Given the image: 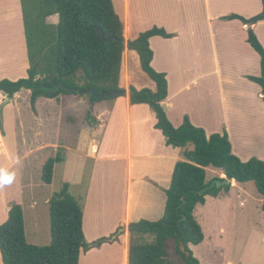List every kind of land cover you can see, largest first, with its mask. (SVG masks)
Listing matches in <instances>:
<instances>
[{
    "label": "crops",
    "instance_id": "1",
    "mask_svg": "<svg viewBox=\"0 0 264 264\" xmlns=\"http://www.w3.org/2000/svg\"><path fill=\"white\" fill-rule=\"evenodd\" d=\"M112 1L123 22V36L127 41L153 26L174 34L169 38L159 35L150 38L154 53L152 66L166 74L168 94L162 104L172 124L181 125L187 115L192 124L204 128L208 135L226 131L232 152L241 160L253 156L264 160V147L262 150L246 143L259 128L261 134L253 142H264V101L260 86L248 78L260 75V57L247 41L250 25L238 18H223L231 14L251 18L262 11V0ZM251 28L264 47V19ZM14 31L16 36L10 42L2 40L0 33V79L28 76L23 24ZM124 63L131 71L137 66L141 68L137 52L128 47L122 53V66ZM145 76L142 75L144 79ZM146 80L145 84H137L134 75L122 82L120 79L122 95L92 104L97 111L94 124L81 126L73 143L60 145L82 154L83 162L91 163L80 195L82 227L88 242L106 238L97 246L81 249L78 264H128L130 223L141 219L156 221L164 214L166 189L171 184L176 162L182 159V149L166 144L161 130L155 127V113L148 104L130 102L132 86L155 90V82ZM26 94L30 95V90L22 89L8 99L0 92V127L4 129V135L0 132V176L13 170L10 176L15 192L14 196L3 197L2 222L7 218L10 203L22 205L25 189L31 192L36 184L29 170V178L24 179L26 169L31 168L33 151L29 146L24 152L19 149L17 138L21 123L13 111ZM60 96L36 100L32 127L37 126V136L41 137L45 123L52 120ZM3 99L5 105L1 106ZM242 120L261 127L255 126L253 133L250 125ZM242 125L250 128V132L243 130ZM37 141V147L41 146V140ZM27 142L24 139V144ZM80 167L83 168V163ZM210 168L212 172L218 170L212 167L206 170ZM82 175L83 169L79 168L74 183L80 184ZM218 177L226 178L221 171ZM229 183L232 187L241 184L235 180ZM40 184L49 185L41 179ZM51 195L46 199L47 205ZM207 197L208 200L216 198L207 195L206 200Z\"/></svg>",
    "mask_w": 264,
    "mask_h": 264
},
{
    "label": "trees",
    "instance_id": "2",
    "mask_svg": "<svg viewBox=\"0 0 264 264\" xmlns=\"http://www.w3.org/2000/svg\"><path fill=\"white\" fill-rule=\"evenodd\" d=\"M262 5V11L251 18L237 14L223 18H238L250 25L247 41L260 57L261 71L260 75H249L248 78L260 86L264 101V47L251 28L252 24L264 19V0ZM20 7L28 76L17 80L0 79V92L13 97L16 92L28 89L32 108L40 97L86 95L92 105L122 95L119 82L124 49L123 22L112 0H20ZM53 15L58 18L55 23L49 21ZM98 29L103 32V41L98 38ZM155 35L169 38L174 34L153 26L127 43L129 49L137 52L141 69L156 84L155 90L130 87V102L150 106L156 117L155 127L161 130L167 145L182 149V159L176 162L171 184L166 189L162 218L130 223L128 264H175L171 259L173 246L180 257L179 264H200L190 248L204 240L194 209L205 203L207 195L217 197L231 186V183L215 186L199 194L198 190L219 178H208L206 168L219 169L228 180L252 182L263 197L261 208L264 211V161L255 156L241 160L232 152L226 131L208 135L204 128L192 124L187 115L181 125L172 124L162 104L168 94L166 74L152 66L154 53L150 38ZM90 89L96 94L102 91H117V94L97 97ZM86 120L88 124H94L90 112ZM62 160L58 150L55 156H49L43 162L42 182H52L54 166ZM48 206L51 240L37 245L27 241L22 205L10 204L6 220L0 223L2 264H78L81 249L106 240H86L82 227V197L72 194L68 183H63L51 195Z\"/></svg>",
    "mask_w": 264,
    "mask_h": 264
},
{
    "label": "rangeland",
    "instance_id": "3",
    "mask_svg": "<svg viewBox=\"0 0 264 264\" xmlns=\"http://www.w3.org/2000/svg\"><path fill=\"white\" fill-rule=\"evenodd\" d=\"M21 14L20 0H0L2 40L5 39L8 42L12 41V38L14 40V36H16L14 30L23 24ZM57 20L56 15L49 18V21L53 23ZM15 23H17V27L13 28ZM12 31L14 32L12 33L13 36ZM127 43L128 41L124 38L123 50L127 47ZM129 75H134L137 84H145L146 79L150 78L138 66L131 71L127 63H124L123 66L121 65V82L125 79L128 80ZM142 75H147L145 76L147 78L144 79ZM59 99L58 104L54 106L52 120L45 123L41 137L37 136L38 129H35L37 126L32 127L34 118L29 94L22 95L21 100L13 110L14 113L16 112L17 121L21 123L18 125V127L20 126L19 129L17 127L18 147L21 152H24L28 146L33 151L30 157L31 168L26 169L24 179L29 178V170L32 182L36 184L31 192L25 189L22 206L27 241L37 245L47 244L51 240L49 206L46 199L51 193L57 191L63 183H68L72 194L79 198L81 193L83 194L91 166L89 160L83 162L84 156L82 154L60 145L73 143L80 127L88 123L86 120L88 112H90L91 120H93L97 111H94V107L86 95H61ZM2 105H5L4 99L1 102ZM72 119L73 121H71ZM0 120L2 121L1 112ZM242 121L250 125L252 132L255 126L261 127L256 123L251 125L247 120ZM243 127L242 125L243 130L246 129V132H250V128ZM0 132L4 135L2 127H0ZM245 134L248 135V133ZM259 134H261L260 128L256 134L247 138L246 143H250V147L257 145L254 147L263 150L264 142H257ZM253 138L257 140L253 142ZM24 139L25 141L28 140L26 144H24ZM37 140H41L39 147H37ZM58 150L63 156V161L56 163L52 182L46 186L40 184L43 162L49 156H55ZM82 163L83 168L80 167ZM79 168L83 169V179L80 184L74 183ZM12 171L7 175H11ZM219 174V169L213 170V172L211 168L206 170L208 178H212V175L213 177L219 176ZM14 193L11 183L5 184L1 180L0 209L4 207L5 200L3 197L14 196ZM15 200L18 201V198ZM206 201L205 204L197 205L194 209V215L202 226L204 240L198 245H190L193 255L200 264H264V211L261 208L263 197L257 192L255 185L252 182H246L234 187L230 186L228 191H221L216 198H209L208 200L207 197ZM34 202L35 206L32 207ZM171 259L175 264H179L180 257L175 253L174 246L171 248Z\"/></svg>",
    "mask_w": 264,
    "mask_h": 264
},
{
    "label": "water",
    "instance_id": "4",
    "mask_svg": "<svg viewBox=\"0 0 264 264\" xmlns=\"http://www.w3.org/2000/svg\"><path fill=\"white\" fill-rule=\"evenodd\" d=\"M98 38L100 41L104 40V36H103V32L101 29H98ZM91 94L92 95H96L97 97H103V96H113L115 94H117V91H112V92H106V91H102L99 94H96L95 91L93 89H90ZM8 99H10L8 97ZM225 184H229V180L226 178H215L211 181V183L205 187H203L202 189L198 190L199 194H204L208 189L213 188L215 186L217 187H221ZM185 202V200L183 201ZM183 247V243L181 242V248Z\"/></svg>",
    "mask_w": 264,
    "mask_h": 264
},
{
    "label": "clouds",
    "instance_id": "5",
    "mask_svg": "<svg viewBox=\"0 0 264 264\" xmlns=\"http://www.w3.org/2000/svg\"><path fill=\"white\" fill-rule=\"evenodd\" d=\"M0 180H2V182L5 183V184L11 183L12 176L4 174V175L0 176Z\"/></svg>",
    "mask_w": 264,
    "mask_h": 264
}]
</instances>
